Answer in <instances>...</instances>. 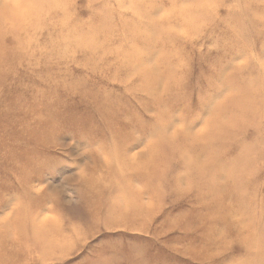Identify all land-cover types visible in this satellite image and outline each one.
<instances>
[{"label":"rangeland","instance_id":"rangeland-1","mask_svg":"<svg viewBox=\"0 0 264 264\" xmlns=\"http://www.w3.org/2000/svg\"><path fill=\"white\" fill-rule=\"evenodd\" d=\"M0 264H264V0H0Z\"/></svg>","mask_w":264,"mask_h":264}]
</instances>
